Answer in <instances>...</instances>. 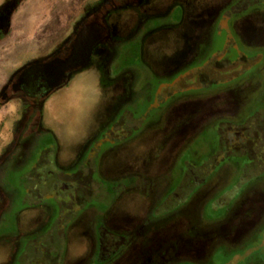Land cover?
<instances>
[{
  "label": "rangeland",
  "instance_id": "rangeland-1",
  "mask_svg": "<svg viewBox=\"0 0 264 264\" xmlns=\"http://www.w3.org/2000/svg\"><path fill=\"white\" fill-rule=\"evenodd\" d=\"M29 1L0 34V96L28 68L49 93L35 152L82 173L37 199L27 168L0 172V264H82L85 247L90 264H264V0H67L65 23L62 0L36 20ZM27 23L48 27L17 38ZM21 104L0 99V157Z\"/></svg>",
  "mask_w": 264,
  "mask_h": 264
},
{
  "label": "flooded vegetation",
  "instance_id": "flooded-vegetation-1",
  "mask_svg": "<svg viewBox=\"0 0 264 264\" xmlns=\"http://www.w3.org/2000/svg\"><path fill=\"white\" fill-rule=\"evenodd\" d=\"M117 6L120 8L123 6L130 7L143 3L144 0H115ZM114 2V1H113ZM116 6V8H117ZM16 9L13 0H8V3L0 11V34L7 30L10 25L11 13ZM109 10H105L101 15H107ZM100 15V14H99ZM262 44V43H261ZM28 68H25L16 74L13 80L5 86L2 90L0 99L3 103L9 102L11 99H19L21 104L22 122L21 128L13 136L15 137L12 148L4 152L0 157V172L2 170L9 169L10 172H17L23 168H27L25 174V186H27L28 195L35 198H42L46 194L57 195L63 197L68 195L70 197L71 192L76 189L77 183L74 181L80 172L76 175L64 174V168L67 164L60 161V152L57 150L53 152L49 146L45 145L43 150L35 152L36 146V134L39 132V127L43 117L41 116V109L43 102L47 99L49 93L42 91L36 86L34 79H27L23 77V72ZM38 79V75H34ZM209 108L210 113L213 112V107ZM218 112V111H217ZM220 112V111H219ZM230 136H243L240 132H234ZM258 136H264V133H259ZM55 138V136H53ZM54 140L57 141L55 138ZM262 151H264V144ZM36 157V158H35ZM35 161L32 163V159ZM67 169V168H66ZM4 179L2 186L0 185L1 198H5V193L11 194L9 187ZM76 191V190H75ZM142 233H140V236ZM90 241L92 240V234L88 235ZM93 246V244H92ZM95 246V244H94ZM120 245H117V248ZM133 248L135 250H144L146 247L141 242H134ZM93 250L91 253H87L82 260V264H90L93 260Z\"/></svg>",
  "mask_w": 264,
  "mask_h": 264
},
{
  "label": "crops",
  "instance_id": "crops-1",
  "mask_svg": "<svg viewBox=\"0 0 264 264\" xmlns=\"http://www.w3.org/2000/svg\"><path fill=\"white\" fill-rule=\"evenodd\" d=\"M7 0H0V6L1 5H3V3L4 2H6ZM48 1L51 3V2H53V0H30L29 2H31L30 4H27L25 7H24V10H22V11H20V13H22V15H23V18H25V17H28V18H30V16L32 15L33 16V19L34 20H36L37 19V15L39 16L43 11H44V9L46 8V6H47V4H48ZM79 0H71V2L72 3H74V2H78ZM62 6H65V7H63L61 10H59L58 11V17L60 18V20L61 21H63L64 23H65V19H66V17H65V19H64V17H62L61 15H63V16H65V14H66V9H68V4H69V1H67V0H62ZM28 6H32L33 7V9L31 10V9H28L27 7ZM27 8V9H26ZM26 9V10H25ZM211 12V11H210ZM93 14H95V15H91L88 19H89V21L92 19V18H94L95 16H98L97 14H99V12H97V11H93ZM183 16V15H182ZM40 18H42V17H39L38 19L39 20H41L40 22H42V19H40ZM31 19V18H30ZM30 19H28V20H30ZM182 22H183V17H181V25H182ZM48 23V22H47ZM46 23V26L45 27H48L47 24ZM40 28V32H38L36 29L37 28ZM45 27H42V23L38 26H33V27H31L30 25L28 26V23H27V25H24L23 24V27H18L19 28V31L17 32V34H16V37L18 38L20 35H26V33L27 34H31V32H30V30L31 29H34V36L37 38V37H39V38H41L42 37V35H43V33H41V31H42V28H45ZM118 170V167L116 166V163L112 160L111 162H110V164L107 166V172L108 173H111V172H113V171H117ZM80 173H82V171L80 172ZM81 174H79V176H80ZM79 176H77L76 177V179H74V181H76L75 183H79ZM35 210H38V209H36L35 208ZM28 214H30V213H28ZM25 225H27L28 226V224L29 223H32L33 221H32V219H28V218H26V215H25ZM30 225H32V224H30ZM87 235V234H86ZM88 235H89V233H88ZM88 235L86 236V237H88ZM1 243V242H0ZM85 249H87L86 251H87V253H88V248L87 247H85ZM84 258V257H83Z\"/></svg>",
  "mask_w": 264,
  "mask_h": 264
}]
</instances>
